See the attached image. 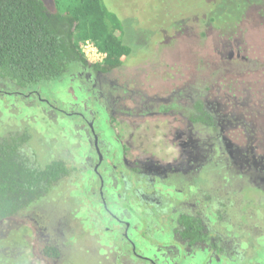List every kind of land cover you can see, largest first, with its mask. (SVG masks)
Instances as JSON below:
<instances>
[{
	"label": "flooded vegetation",
	"instance_id": "1",
	"mask_svg": "<svg viewBox=\"0 0 264 264\" xmlns=\"http://www.w3.org/2000/svg\"><path fill=\"white\" fill-rule=\"evenodd\" d=\"M221 34L224 44H215L217 56L207 54L202 61V86L197 83L201 79L199 74L192 81L176 71L171 73L170 80L167 78L169 82L165 84L169 88L160 89L159 93L150 97L146 92H140L141 87L131 88L128 81L125 84L123 77L119 81L111 76L123 65L103 71L89 61L87 66L76 67L64 84L85 92L87 97L82 108L78 102L59 101L55 93L51 94L57 104L38 91L5 90L7 95H22V98L46 103L48 107L43 110L49 116L62 114L74 121L73 136L78 138L76 148H79V154L65 159L74 168V174L82 163L86 173L95 178L92 188H88L93 190L97 186L94 193L101 197L102 205L111 218L124 227L119 236L127 241V254L124 252L119 259H111L105 254L104 264H264V256L254 258L256 250H264V176H261L263 184L257 186L263 193L255 194L258 204L255 201L254 205L246 206L244 199H240L246 186L254 188L253 175H257L243 169L251 165L246 158H253V164H260L264 169L263 135L257 139L262 146L256 148L252 144L251 152L241 151L239 158L242 163L237 165V145L239 148L249 145V138L254 136L252 133L264 117V93L244 87L242 91H236L235 81L230 76L237 74L239 79L240 72L237 70L246 68L244 65L233 67L236 70L234 73L226 68V71H220L221 66L216 63L223 61L226 55L229 58L228 49L238 50L235 49L237 43H233L236 33L220 31ZM220 73L230 75L220 80L225 82L226 87H222V83L218 87L210 83L215 77L219 78ZM181 78L183 83H180ZM127 94L132 96L131 99ZM246 94L250 96L246 98ZM91 100L95 102L94 109L89 107ZM147 101L154 106L144 107ZM198 102L203 106L202 111L197 106ZM227 110L226 115L224 111ZM204 112L212 116V126H209L208 120L198 123L193 120ZM166 116L171 126L168 123L162 129L154 124L153 121ZM102 117L107 119L108 127L100 122ZM101 126L108 129L104 130ZM153 132L163 138L171 136L169 139L172 142L180 141L177 143L179 158L174 156L169 161L156 159V152L152 154V150V155L146 156L149 149L139 144L138 140L146 134L147 141H155ZM166 147L164 145L161 152L165 153ZM134 151L137 153L131 158L130 153ZM261 172L264 174V170ZM233 176L236 178L230 179ZM198 181L200 184H197ZM129 195L134 202L136 196L140 198L138 207L144 218L141 224L147 222L150 231L163 226L160 231L164 233L167 225H171V232L163 246L145 241L147 244L140 251L139 242L129 237L128 231L132 226L133 230L140 231V224L133 225L129 219L122 218L127 208L120 201L123 197L129 198ZM53 199L55 197L51 196L50 201ZM115 199L120 203L116 204L119 213L114 210ZM116 232L119 233V230ZM47 246L56 247L59 255L44 253ZM40 247L44 260H58L64 254L63 248L53 245L51 239ZM132 254L137 260H132ZM30 261L33 262V259Z\"/></svg>",
	"mask_w": 264,
	"mask_h": 264
},
{
	"label": "rangeland",
	"instance_id": "2",
	"mask_svg": "<svg viewBox=\"0 0 264 264\" xmlns=\"http://www.w3.org/2000/svg\"><path fill=\"white\" fill-rule=\"evenodd\" d=\"M104 1L124 21L127 30L126 39L133 46V53L124 58V64L121 69L112 72L111 76L119 81L123 77L125 84L128 81L127 84L131 88L141 87L140 92H146L148 96L159 93L160 89L161 91L167 90L169 87L165 83L169 82L171 73L176 71L179 75L182 73L184 77H189L188 79L192 81L196 74L201 77L204 72L202 71V61H204L205 55L213 54V57H215L217 54L215 52V44L217 42L224 44L220 37L222 34L220 35L218 29L211 25L202 28V15L208 10H212L208 0ZM44 2L49 10L52 7L54 8V0H44ZM214 10L218 11V9ZM259 11L260 7L258 5H252L248 9L245 19L241 23L240 31L238 34H234L235 37H233V43H237L235 44V49L238 50L231 51L232 48L228 49L229 58H226V55L223 61L216 63L217 66H221V72L226 71L224 68L232 73L236 71L233 67L237 68L244 65L246 68L237 70V72H240L239 79L237 74L230 76L223 73V76L220 73L219 78L215 77L210 82L215 84V87H218L217 85L220 83H222V87H226L225 82L220 80L230 76L233 77L231 80L235 81L236 91H242L244 87L264 93V12L260 13ZM198 16L200 17L199 19H197ZM225 60L226 63L224 62ZM90 62L95 63L93 61ZM176 80L175 78L174 82ZM202 82L203 79L201 77L197 83H201L200 85L202 86ZM180 83H183V78H181ZM0 84V136L10 133L14 134L13 138H18L23 133L30 135L29 144L41 166L49 159L59 156L72 158V155L77 156L79 154L77 153L79 148H76L79 145V141L78 138L73 136L74 121L71 117L67 118L62 114L49 116L46 114L47 111L45 110L46 112H44L43 110V108L46 109L48 107L46 103L38 99L28 100L27 98H22V95L19 97L7 95L5 90L12 87L5 85L4 81L1 80ZM12 90L19 91L16 88H12ZM34 91L41 92L43 97L49 98L53 103L57 104L51 94L55 93L59 101L78 102L81 108L84 107V100L87 97L85 92L79 91L78 88L72 89L69 85L65 87L58 81L51 82ZM127 96L130 99L132 97L128 94ZM245 96L248 98L250 95L246 94ZM259 97L262 96L259 95ZM90 103V109H94L93 104L95 102L91 100ZM150 104L154 106L151 101H147L144 107ZM135 111L137 112L138 110L135 108ZM85 112L88 114L87 111ZM224 113L227 115L228 110L224 111ZM255 113H252V116ZM100 122L104 126H109L107 119L104 117H102ZM153 122L164 129L163 127L170 122V119L166 116V118L162 117ZM257 125H259L258 129L252 133L254 136L249 138V145L241 148L237 145V165L242 163L241 157L239 158V156H242L240 154L241 151L251 152L250 145L252 144H255L256 148L258 145L262 146V142L257 139H261L262 135L264 136V117ZM101 128L104 130L108 129L103 126ZM250 129L252 128L250 127ZM143 135L144 137H141L142 139L139 138L138 143L149 149V153L146 156H151L156 152L158 157H154L156 159L163 158L165 161L178 156L180 149L177 143L180 141L172 142L169 139L171 136L163 138L161 134L154 135V132L153 138L155 141H147L146 134ZM164 145H167L164 150L165 153L161 152ZM151 150L154 153L151 154ZM136 153L137 151L131 152L130 157L133 158ZM246 159L251 162V165H247L243 169H247L253 174L257 173V175H253L254 181L252 184L255 185L254 188L249 189L246 186L240 199H244L246 206H251L255 204V194H261L262 192L258 187L263 184L261 176H264V174L261 171L264 169L260 164L257 166L253 164V158ZM233 177L230 179L236 178L235 176ZM230 179L228 181L233 184ZM94 180L95 178L88 175L84 165L80 163L74 177L71 178L70 184L65 183L60 189H57L58 191L51 194L52 197H55V200L50 201L49 199L48 202L26 211L22 216L20 215L14 219L17 225L21 223V225H26L29 249L28 252L24 251V255L26 256L32 252L35 256L33 264H104L105 254L111 259H119L124 252L127 254L128 250H125L127 241L119 236L121 231H124V227L111 218L108 211L104 208L105 206L102 205L101 197L98 193H94L97 186L91 190ZM197 184H200V181ZM88 187L91 188L89 189ZM121 189L122 192L123 186ZM131 198L129 195V198L123 197L120 201L121 205L127 208V212L122 218L124 220L129 219L133 225L138 226L140 224V231L133 230V226L130 228L128 231L129 237L139 242L137 246L140 251L144 250V246L147 243L154 245L158 243L163 246L168 239L167 235L171 232V225H167L164 233L160 231L163 226H157L150 231L146 221L144 225L141 224L144 218L141 215L140 207H138L140 206V198L136 196L135 202ZM237 200H239V196H237ZM114 201L115 213H119L116 208L120 203L116 199ZM256 202L258 204V201ZM165 224L161 223L160 225ZM109 227L113 228L110 229ZM116 230H119V233ZM7 235H12V231L0 232V244H2ZM142 235L145 238H142ZM19 238V233L14 232V239L19 241ZM50 239L53 245H59L64 250L63 256L58 260H44L39 252L40 245L48 243ZM132 255V260H137L135 255ZM263 256V249L256 250L255 260ZM23 258L22 260L16 257L11 259L8 257L7 259L4 250H0V264H30L29 261ZM138 259L141 260V258Z\"/></svg>",
	"mask_w": 264,
	"mask_h": 264
},
{
	"label": "trees",
	"instance_id": "3",
	"mask_svg": "<svg viewBox=\"0 0 264 264\" xmlns=\"http://www.w3.org/2000/svg\"><path fill=\"white\" fill-rule=\"evenodd\" d=\"M208 1L212 10L202 15V28L211 25L222 33H238L252 5L264 12V0ZM126 32L124 21L104 0H54L51 10L44 0H0V80L23 92L54 81L64 85L76 67L89 64L83 49L86 41L106 53L101 62L93 64L96 68H118L133 53ZM197 106L203 110L201 103ZM212 119L207 112L193 118L196 123L208 120L209 126ZM13 136H0V232L12 231L0 250L7 259L24 257L33 264L30 260L35 256L24 255L29 249L26 225H17L14 219L70 184L74 168L61 156L41 166L29 144L30 135ZM14 232L19 233V241ZM44 253L59 255L53 246H47Z\"/></svg>",
	"mask_w": 264,
	"mask_h": 264
},
{
	"label": "built area",
	"instance_id": "4",
	"mask_svg": "<svg viewBox=\"0 0 264 264\" xmlns=\"http://www.w3.org/2000/svg\"><path fill=\"white\" fill-rule=\"evenodd\" d=\"M84 52L88 58L89 61L101 62L105 56L106 53L100 51L91 41H86L83 45Z\"/></svg>",
	"mask_w": 264,
	"mask_h": 264
}]
</instances>
